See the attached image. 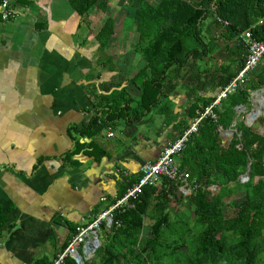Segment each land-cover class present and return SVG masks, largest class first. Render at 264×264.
<instances>
[{"label":"crops","instance_id":"obj_1","mask_svg":"<svg viewBox=\"0 0 264 264\" xmlns=\"http://www.w3.org/2000/svg\"><path fill=\"white\" fill-rule=\"evenodd\" d=\"M14 5V17L0 15V264H44L68 243L67 222L95 219L118 198L124 176L137 177L185 129L196 95L174 90L138 124L120 117L94 136L80 134L75 127L105 116L100 95L121 87L140 94L128 80L145 63L136 67L118 22L101 49L95 33L104 19L91 31L69 0ZM77 139L86 145L73 153ZM91 141L106 154L97 157Z\"/></svg>","mask_w":264,"mask_h":264},{"label":"trees","instance_id":"obj_2","mask_svg":"<svg viewBox=\"0 0 264 264\" xmlns=\"http://www.w3.org/2000/svg\"><path fill=\"white\" fill-rule=\"evenodd\" d=\"M69 1L91 31L104 19L95 33L104 49L114 33V19L108 15L110 0ZM139 2L134 11L138 33L135 48L145 64L128 81L140 89V94L128 95L121 87L100 95L105 116L94 115L81 128L75 127L80 134L94 136L120 117L138 124L157 110L163 96L179 88V78L189 60L204 59L221 46L241 57L237 70L221 65L218 86L224 87L247 59L240 32L250 29L255 39L264 41V0ZM106 60L112 59L108 56ZM263 86L264 69L223 99L221 107L215 108L217 119L204 117L186 142L179 169L188 181L198 185L189 195L194 218L182 217V213L174 219L170 216L171 195L179 193L180 181L164 179L158 186H145L129 204L113 210L111 225L101 222L103 236L95 251V264H264V133L238 121L237 132L223 143L218 130L219 126L226 129L232 125L236 106L250 104L249 90ZM211 101L213 97L195 98L188 112L190 120L181 122L185 129ZM85 145L77 139L72 152ZM89 145L98 148L94 141ZM98 149L97 157L106 154ZM243 175L248 179L242 180ZM138 177L124 176L127 182L107 208L121 199ZM242 190L241 200L225 201ZM146 217L153 223L150 235L143 236ZM5 220L0 208V225ZM67 226L71 237L78 226L69 222ZM66 264L78 262L68 257ZM83 264L93 263L85 260Z\"/></svg>","mask_w":264,"mask_h":264},{"label":"built area","instance_id":"obj_3","mask_svg":"<svg viewBox=\"0 0 264 264\" xmlns=\"http://www.w3.org/2000/svg\"><path fill=\"white\" fill-rule=\"evenodd\" d=\"M14 6V0H1L0 15L3 20H8L16 15ZM239 36L247 50V59L243 68H241L227 85L220 89L219 93L213 98V101L205 107L204 111L198 112V115L193 119L191 124L163 148L156 160L145 162L142 165L137 181L127 188L124 196L118 199L112 206L103 210L91 222L78 226L77 231L69 238L65 248L57 253L56 257L48 264H66L67 258L72 257L75 259L78 252L82 253L83 262L92 257L90 253L93 251L92 255H94L95 250L99 246H95V249H92L88 253L80 251L79 247L81 246L84 249L88 241H93L94 232H98L97 227H100L102 221H106L107 225H111L113 210L122 204H129V199L140 194L145 186H158L164 179H168L180 181L178 191L182 193L183 196H189L197 189L198 185L188 181L179 169L180 156L186 146V142L193 133L198 131L204 117L210 115L217 119L218 113L215 112V108H219L223 99L228 98L239 86L244 85L248 81L251 71H253L264 58V41L255 39L250 29L242 30ZM221 128L223 127L219 126L218 130ZM220 133L222 134V131H220ZM113 134L114 133L110 131L109 135L111 136ZM242 178L243 180H247L245 175H243Z\"/></svg>","mask_w":264,"mask_h":264},{"label":"rangeland","instance_id":"obj_4","mask_svg":"<svg viewBox=\"0 0 264 264\" xmlns=\"http://www.w3.org/2000/svg\"><path fill=\"white\" fill-rule=\"evenodd\" d=\"M146 1L150 2L153 5H156L158 3V0H146ZM139 6H140L139 0H110L109 9H108V15H110L114 19V24L115 22H118V24L120 25L118 27V30L120 31L121 29H123L125 30L127 36L129 34L131 36L130 38L131 45L126 44L125 49L127 50V52L131 51L134 54H136V58H137L136 67L137 68L142 66L145 63V60L142 58L140 52L136 50L135 48L137 40H138V33L135 30L134 11ZM123 24L125 25L124 28H122ZM117 39L118 38H116V41ZM105 55L107 54L105 53ZM240 58L241 57L237 53H231L227 51L225 47L221 46V47L215 48L212 51V53H210L204 59L198 60L197 62H194L193 60H189V62H187V65L183 68V71L179 78L180 86L176 92L188 91L187 88L189 86L190 89L195 93L196 97L198 95L199 96L203 95L206 97H213V98L216 97V95L219 93L220 89L222 88L218 86V79L221 78V74H220L221 65H225V66L231 65L232 69L237 70V68L239 67L238 65H239ZM263 69H264V58L262 59L261 63L257 67H255L253 71H251V74L249 77L257 78V74ZM263 89H264V86L254 91L249 90L250 104L238 105L235 107L236 109L235 121L236 122L244 121L248 126L252 127L253 129L261 133H264V106L257 101L255 102L254 98L258 96V94L264 97ZM136 91L139 92L138 87H136ZM258 109H260L259 114L253 117V115L255 114L256 111H258ZM188 120H190V117ZM236 122H233L229 128L219 129V132L222 131V134L220 133V135L222 137L223 143H227V141L231 140L228 137V135H226V132H228L229 130H232L234 131V134L236 133L237 131ZM243 194H244V190L230 197H226L225 201L234 202V201L241 200L243 197ZM179 195L180 194L177 192L176 197H180ZM176 197H174V195H171V203H170L171 218L174 219L176 218V215L182 213V217L188 216L189 219H193L194 209H193V203H191L189 199L190 196L189 197L182 196V198L180 197L181 199L176 198ZM227 211H230V210H227ZM229 215H232V213H230ZM152 223H153V220L151 217L145 218L144 227L142 231L143 236L150 235V231H151L150 228H151ZM97 230L99 233V238H102L103 233H102L101 227L99 228L97 227ZM79 248H80V251L83 250V247L80 246ZM87 261H91L93 264L96 263L95 252H94V255H92V257H90Z\"/></svg>","mask_w":264,"mask_h":264},{"label":"water","instance_id":"obj_5","mask_svg":"<svg viewBox=\"0 0 264 264\" xmlns=\"http://www.w3.org/2000/svg\"><path fill=\"white\" fill-rule=\"evenodd\" d=\"M264 91V89H263ZM260 112V109H258V111L255 112V114L253 115L256 116L258 115ZM226 135H228V137L230 139H232L233 135H234V131L232 130H229L228 132H226ZM249 165L251 163V160L249 159ZM247 179H248V176H247ZM95 235H94V238H93V241H88L87 245L85 246L84 248V253H88L89 251H91L92 249H95V246H99L101 244V240L99 238V233L97 231L94 232ZM75 259L76 261L79 263V264H83V257H82V253L78 252L77 255L75 256Z\"/></svg>","mask_w":264,"mask_h":264},{"label":"bare ground","instance_id":"obj_6","mask_svg":"<svg viewBox=\"0 0 264 264\" xmlns=\"http://www.w3.org/2000/svg\"><path fill=\"white\" fill-rule=\"evenodd\" d=\"M254 100H255V102L257 101V102L261 103L264 106V97L260 96V94H258V96H256L254 98ZM258 108H259V106H258ZM90 254H91L90 256H92L93 251Z\"/></svg>","mask_w":264,"mask_h":264}]
</instances>
